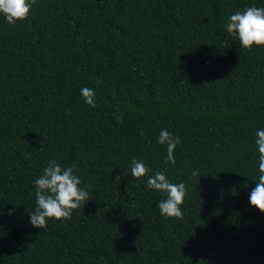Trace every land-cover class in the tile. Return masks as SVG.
Returning a JSON list of instances; mask_svg holds the SVG:
<instances>
[{
  "label": "trees",
  "instance_id": "trees-1",
  "mask_svg": "<svg viewBox=\"0 0 264 264\" xmlns=\"http://www.w3.org/2000/svg\"><path fill=\"white\" fill-rule=\"evenodd\" d=\"M250 6L264 0H36L15 26L0 15V264H264L249 202L264 47L226 28ZM162 129L180 140L175 165ZM51 159L90 200L38 229L34 181ZM156 172L185 184L182 219L160 214Z\"/></svg>",
  "mask_w": 264,
  "mask_h": 264
},
{
  "label": "clouds",
  "instance_id": "clouds-1",
  "mask_svg": "<svg viewBox=\"0 0 264 264\" xmlns=\"http://www.w3.org/2000/svg\"><path fill=\"white\" fill-rule=\"evenodd\" d=\"M36 0H0V15L7 24L15 26L26 20ZM230 36L238 39L239 45L244 49L264 47V7L250 6L243 12L237 11L231 14L226 25ZM80 94L86 105L96 107V94L92 88L83 87ZM117 119L123 122V113L117 115ZM143 135V132H141ZM255 145L258 149V182L250 193V205L264 214V129L255 133ZM158 143L166 146L165 163L175 165V149L180 144L178 137L171 132L162 129L159 133ZM74 167H61L55 159L47 162L42 174L35 179V210L29 214L30 224L34 228L44 229L48 220L66 221L72 218L73 210L80 208L90 200L87 191L89 186L80 187L81 179L74 174ZM131 177L139 179L149 173V167L141 160L131 161ZM197 171L192 172L196 177ZM120 177H116L119 182ZM147 187L166 194V198L157 205L160 214L166 218H183L181 205L186 195L184 183L170 182L163 172H156L147 179Z\"/></svg>",
  "mask_w": 264,
  "mask_h": 264
}]
</instances>
